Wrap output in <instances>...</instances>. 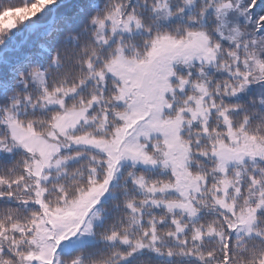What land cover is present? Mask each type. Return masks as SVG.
I'll use <instances>...</instances> for the list:
<instances>
[{
  "label": "snow or ice",
  "instance_id": "6c2138e0",
  "mask_svg": "<svg viewBox=\"0 0 264 264\" xmlns=\"http://www.w3.org/2000/svg\"><path fill=\"white\" fill-rule=\"evenodd\" d=\"M0 264H264V0H0Z\"/></svg>",
  "mask_w": 264,
  "mask_h": 264
}]
</instances>
